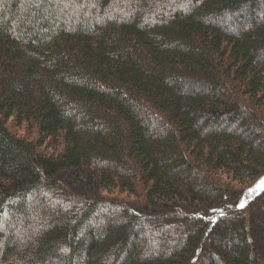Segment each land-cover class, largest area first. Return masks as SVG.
Listing matches in <instances>:
<instances>
[{
    "label": "trees",
    "instance_id": "trees-1",
    "mask_svg": "<svg viewBox=\"0 0 264 264\" xmlns=\"http://www.w3.org/2000/svg\"><path fill=\"white\" fill-rule=\"evenodd\" d=\"M0 264H264V0H0Z\"/></svg>",
    "mask_w": 264,
    "mask_h": 264
},
{
    "label": "rangeland",
    "instance_id": "rangeland-1",
    "mask_svg": "<svg viewBox=\"0 0 264 264\" xmlns=\"http://www.w3.org/2000/svg\"><path fill=\"white\" fill-rule=\"evenodd\" d=\"M64 178H68V176L65 174ZM103 192L104 195H112V196H116L117 198L118 197H124V198H127V199H131V200H134V197L128 193H121L119 191L117 192H114L113 194L110 193V192H107V191H101Z\"/></svg>",
    "mask_w": 264,
    "mask_h": 264
}]
</instances>
